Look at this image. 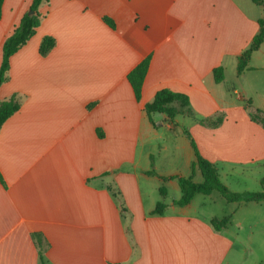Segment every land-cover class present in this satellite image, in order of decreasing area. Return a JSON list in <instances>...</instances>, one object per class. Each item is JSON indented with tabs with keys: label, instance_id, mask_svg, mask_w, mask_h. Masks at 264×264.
Here are the masks:
<instances>
[{
	"label": "crops",
	"instance_id": "1",
	"mask_svg": "<svg viewBox=\"0 0 264 264\" xmlns=\"http://www.w3.org/2000/svg\"><path fill=\"white\" fill-rule=\"evenodd\" d=\"M32 2L4 0L0 67ZM40 10L0 87L2 99L21 101L0 130V264H42L36 232L47 264H245L257 248L264 256V218L239 217L264 200L230 202L214 190L181 206L178 179L162 177L204 181L186 126L230 189L262 190L264 127L250 112L264 111V41L240 74L238 56L260 30L264 0H49ZM48 35L56 45L42 55ZM147 56L138 100L128 74ZM161 88L189 95L190 111L150 117L145 104ZM160 200L167 206L154 213ZM227 215L216 230L211 220Z\"/></svg>",
	"mask_w": 264,
	"mask_h": 264
},
{
	"label": "trees",
	"instance_id": "2",
	"mask_svg": "<svg viewBox=\"0 0 264 264\" xmlns=\"http://www.w3.org/2000/svg\"><path fill=\"white\" fill-rule=\"evenodd\" d=\"M49 0H33L30 9L33 10L32 13L29 10L23 15L20 23L16 26L12 34H10L3 45V60L0 67V87L8 78V70L10 67V57L18 51L27 41L35 34L37 26L40 24L42 19V12L40 7L43 3ZM256 4H261L263 0H252ZM4 0H0V18L2 16V7ZM104 19L112 26L115 27V20L106 15ZM260 30L254 36L252 43L248 48H246L238 56V74L242 73L249 65L252 54L254 51L258 50L260 45L264 41V17L259 19ZM56 45V39L53 36H44L40 44V53L46 55L54 46ZM151 57L147 56L140 63H138L128 74V79L134 89L136 98L141 99L142 96V87L144 80L146 78L149 66H150ZM214 78L216 82H222L225 78V71L222 65L215 67L213 70ZM246 106L251 107V100H244ZM173 104H176L175 107ZM190 97L187 94L173 91L169 88L159 89L154 98L145 104V110L147 114L151 115L155 112L165 113L171 121H175V118L178 114L190 111ZM21 107V101L16 95L12 96L9 99H2L0 97V130L5 123V121L15 114ZM250 115L252 119L260 122L264 127V111L259 108H251ZM181 130L189 137L192 142V145L196 152V161L194 167L198 166L202 171L204 181L197 182L192 179V177H185L180 175L175 176H162L163 178H176L178 179L181 197L178 200H175V204L186 205L192 201L198 193L209 194L214 190H218L226 200L232 201H244L246 203L250 201H262L264 200V176L261 178L260 183L262 190L258 191H233L230 189L220 178L217 167L215 164L204 157L192 137V134L188 127L181 126ZM153 158V156H152ZM149 174H158L155 169L149 170ZM0 178L2 176L0 174ZM160 192L162 196L166 195V188L161 187ZM166 203L160 200L157 203V206L154 213L162 214L166 208ZM231 215L224 216L223 218H213L211 220L213 227L216 230H221L226 227L230 222ZM34 238L37 241L39 247V255L42 264H47L42 244V234L34 233Z\"/></svg>",
	"mask_w": 264,
	"mask_h": 264
},
{
	"label": "rangeland",
	"instance_id": "3",
	"mask_svg": "<svg viewBox=\"0 0 264 264\" xmlns=\"http://www.w3.org/2000/svg\"><path fill=\"white\" fill-rule=\"evenodd\" d=\"M257 76L264 80V74H258ZM254 97H256L255 94H254ZM147 149H148L147 145L145 146H142V144L140 145L139 156H140V159H142V163L145 162L144 154L147 151ZM152 159L155 161V157H153ZM154 161H153V166H155ZM251 191H258V190H251ZM239 217L240 218H264V205H259L257 203L254 205L252 203H249V207L246 210H243L242 213L239 215ZM260 259H264V256H262V251L259 248H257V250H254L253 252H250L248 254L245 264H256V263L258 264V262L260 263ZM263 264H264V261H263Z\"/></svg>",
	"mask_w": 264,
	"mask_h": 264
},
{
	"label": "water",
	"instance_id": "4",
	"mask_svg": "<svg viewBox=\"0 0 264 264\" xmlns=\"http://www.w3.org/2000/svg\"><path fill=\"white\" fill-rule=\"evenodd\" d=\"M29 12H30V13H32V12H33V10H30Z\"/></svg>",
	"mask_w": 264,
	"mask_h": 264
}]
</instances>
